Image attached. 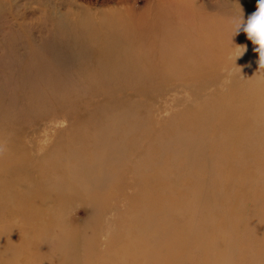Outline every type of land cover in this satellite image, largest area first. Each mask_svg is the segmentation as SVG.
I'll return each instance as SVG.
<instances>
[{
    "label": "rangeland",
    "instance_id": "rangeland-1",
    "mask_svg": "<svg viewBox=\"0 0 264 264\" xmlns=\"http://www.w3.org/2000/svg\"><path fill=\"white\" fill-rule=\"evenodd\" d=\"M166 1L0 0V180L10 182V192L21 183L31 204L15 205L55 225L48 238L36 216L31 237L18 231L21 222L0 229L8 248L0 258L103 264L98 254L105 253L117 262L116 246L129 234L138 252L143 242V264H264V111L252 109L258 96L219 98L212 82L194 78L202 56L193 46L170 49L173 40L182 47L190 39L186 22L168 29L165 42L154 35L143 59L131 51L108 77L95 62L96 48L71 34L84 10L101 36V16L120 7L143 11V30L155 32V13ZM161 53L182 59L173 63ZM219 104L247 121L234 128L239 146L230 152L218 141L224 127L207 122L224 115ZM193 178L184 190L173 186ZM59 192L63 200L46 212L40 200ZM196 202L203 205L191 209ZM141 263L138 253L125 262Z\"/></svg>",
    "mask_w": 264,
    "mask_h": 264
},
{
    "label": "bare ground",
    "instance_id": "bare-ground-1",
    "mask_svg": "<svg viewBox=\"0 0 264 264\" xmlns=\"http://www.w3.org/2000/svg\"><path fill=\"white\" fill-rule=\"evenodd\" d=\"M218 2L211 3L210 5L202 0H167L165 2L166 5L164 3L155 13V21L157 24V30L155 32L149 29L143 30V24L147 21L146 18H143V11L135 14L128 7H120L118 10L110 9L101 16L100 21H102L103 28L105 29V32L101 36H98V29L92 23V20H94L93 16L89 12L82 10L79 20L83 21L79 23L76 30L71 31V34L79 43L88 44L90 42L96 48L95 62L97 63L98 69L108 77L110 71H114L125 61L131 51L135 52L140 59H143V52L147 46L151 45V39L154 35L161 36L163 42H165L168 29L173 30L172 27L186 22L188 25H191L192 31L190 39L184 42L182 47H179L177 38L170 42V49L183 52L193 46L196 52L195 55L198 56L200 54L202 56L203 65L196 70L194 78L196 80L205 79L212 82L215 95L219 98L225 96L228 100L229 98L238 96H258V100L256 99L253 102L254 107L252 109L263 107L264 111V70L259 71V54L254 50L255 46L248 40L244 32L241 31L233 36L231 24L232 18L239 17L241 14L244 20H247L248 16L256 11L258 0H226L221 4H218ZM166 7H169L173 11L168 10ZM170 16H174L175 25L168 20ZM244 46H246V51L242 56L238 57L235 52L236 47ZM157 57L173 63L182 59L179 53H161ZM217 79H220V81ZM175 85L183 86L184 88L188 86V84L184 83H176ZM213 101L209 100V107L213 106ZM218 106L221 110L218 114L225 112L224 115L220 118L208 117L207 122L210 126L222 125L224 127V131L220 133L223 135L219 136L218 141L226 144L229 149L228 152H230L235 146H239V142L233 138L234 128L240 129L247 121L246 118L237 119L235 117L238 109L226 108L224 104H219ZM204 110L205 108L196 115H202L201 113ZM170 143L173 144V142ZM245 150L247 151V147H245ZM233 161L235 160L231 159L228 162ZM261 164L262 162L258 163V165ZM188 165L190 166L189 163ZM68 169L71 170L70 165ZM80 169H85V167H80ZM73 170L77 171L76 168H73ZM89 171L90 169L87 168L82 173ZM194 180L193 178V183H182V180L173 186H179V188L184 190L189 185L193 186V184L197 183ZM260 180L261 178L259 176V183ZM55 183H37V185L54 186ZM160 183L164 184L162 181ZM25 184L29 187L34 185L29 181ZM20 185L21 183L19 184V190L10 192L9 189L13 187L10 186V182L7 179L0 180V205L1 208L3 206L5 207V211L0 215V221L6 217L11 220V224L1 223L0 229L5 228L4 230H6L7 228H12L13 223L19 224L21 222L22 224L18 231L23 235L31 237L33 233L37 234L34 231V224H32V219L36 216V222L41 225L40 229H44L42 236L48 238L50 234L55 235L54 223L41 222L39 221L38 213H32L26 206L17 207L15 205L16 201L31 204L30 196L25 194L26 190L21 189ZM70 186L72 187V185ZM208 186L209 184H202L199 192L203 194ZM237 195H239V192H237ZM63 198L64 194L59 192L55 196L50 197L48 199L49 201L42 202L40 200L39 204L41 203L42 208L49 207L46 212H50L53 205L59 204ZM8 203L11 205L10 208H6L5 206ZM32 205L37 208L35 197H32ZM202 205L203 203L196 202V205L191 207V209L196 210ZM253 206L255 207L256 204H253ZM93 212H95L94 209ZM62 219L59 220L60 223H62ZM135 247L136 243L131 240L128 234L116 246L118 251L116 253H119L121 257L119 261H109L105 253L98 254V257H100V261H103V264H125L128 256H131V253H138V257L142 261L141 264H143V242L139 245L140 252ZM0 249V253H8L5 251L8 248L3 243H0ZM15 258L17 256L8 257L3 255L0 258V264H13ZM153 263L158 264V261L154 260ZM163 263L173 264L172 260L163 261Z\"/></svg>",
    "mask_w": 264,
    "mask_h": 264
},
{
    "label": "clouds",
    "instance_id": "clouds-1",
    "mask_svg": "<svg viewBox=\"0 0 264 264\" xmlns=\"http://www.w3.org/2000/svg\"><path fill=\"white\" fill-rule=\"evenodd\" d=\"M233 36L239 32H244L255 46V51L259 54V71L264 70V0H258L256 11L244 20L242 14L231 20ZM246 51V46L236 47L235 52L238 57Z\"/></svg>",
    "mask_w": 264,
    "mask_h": 264
}]
</instances>
